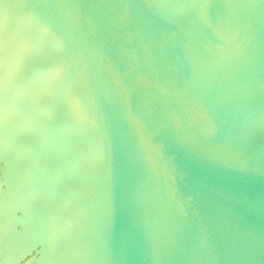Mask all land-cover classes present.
<instances>
[{"label":"water","instance_id":"1","mask_svg":"<svg viewBox=\"0 0 264 264\" xmlns=\"http://www.w3.org/2000/svg\"><path fill=\"white\" fill-rule=\"evenodd\" d=\"M42 2L0 0V264H264V0H74V133L36 122Z\"/></svg>","mask_w":264,"mask_h":264},{"label":"snow or ice","instance_id":"2","mask_svg":"<svg viewBox=\"0 0 264 264\" xmlns=\"http://www.w3.org/2000/svg\"><path fill=\"white\" fill-rule=\"evenodd\" d=\"M153 3L172 2L180 5L195 6L203 5L205 0H151ZM42 9L68 10L66 17L48 19L54 22L55 29L48 23H40L33 27L29 24L22 37L26 46L33 42L48 50L50 63L48 70L36 89L39 101V110L36 122L41 126L47 125L54 120H62L69 126L70 132L74 133L78 128L88 123L87 103L84 98L83 88L86 83L84 73H70L65 62L64 51L66 41L76 46L77 36L81 27L83 15L81 3L74 0H44L40 3ZM58 29V31L56 30ZM7 31V19L4 20V32ZM8 51L5 41H0V81L6 82ZM59 97V112L53 111L50 102L54 96ZM6 187V185L4 186ZM8 217L0 207V232L8 236ZM80 259L86 260V253L81 245Z\"/></svg>","mask_w":264,"mask_h":264}]
</instances>
